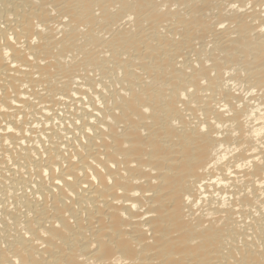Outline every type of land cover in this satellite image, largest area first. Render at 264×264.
Listing matches in <instances>:
<instances>
[{"label": "bare ground", "instance_id": "1", "mask_svg": "<svg viewBox=\"0 0 264 264\" xmlns=\"http://www.w3.org/2000/svg\"><path fill=\"white\" fill-rule=\"evenodd\" d=\"M0 264H264V0H0Z\"/></svg>", "mask_w": 264, "mask_h": 264}, {"label": "snow or ice", "instance_id": "2", "mask_svg": "<svg viewBox=\"0 0 264 264\" xmlns=\"http://www.w3.org/2000/svg\"><path fill=\"white\" fill-rule=\"evenodd\" d=\"M186 98V97H185ZM242 107V106H241ZM204 132L207 133L208 132V129L205 128L204 129ZM225 160H227V157H225ZM228 175H231V171H229ZM57 183H59V181H57ZM132 207H136V205H132Z\"/></svg>", "mask_w": 264, "mask_h": 264}]
</instances>
